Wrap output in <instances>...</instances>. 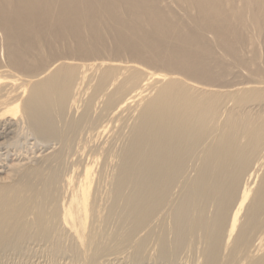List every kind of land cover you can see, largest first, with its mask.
<instances>
[{"label": "bare ground", "instance_id": "obj_1", "mask_svg": "<svg viewBox=\"0 0 264 264\" xmlns=\"http://www.w3.org/2000/svg\"><path fill=\"white\" fill-rule=\"evenodd\" d=\"M38 256L264 264V0H0V264Z\"/></svg>", "mask_w": 264, "mask_h": 264}, {"label": "rangeland", "instance_id": "obj_2", "mask_svg": "<svg viewBox=\"0 0 264 264\" xmlns=\"http://www.w3.org/2000/svg\"><path fill=\"white\" fill-rule=\"evenodd\" d=\"M11 255H12V257H13V258H12L13 260L10 259L12 262H13L15 259H16L15 261L19 260V259H18L19 257H16V256L13 255L12 253H11V254L9 253L7 256H8V257L10 256V258H11ZM14 256H15V257H14ZM38 257H39V258H38ZM38 257H36V258H38V260H40V261H38V260L34 257V258H32V259L30 260V261H32L33 263L30 262V261H29V262H26V263H27V264H28V263L35 264V263L37 262L36 264H38V263L40 262L39 264H44V262H45V264H46V263L48 264V262L45 261V260H49V259H46L45 256H38ZM40 257H41V258H40ZM42 257H44V258H42ZM14 258H15V259H14ZM113 258L117 259L116 257H112L111 259H113ZM120 258H121V259H120ZM115 259H113L114 261L111 260L114 264H122V263H123V264H128V263L130 264V262H127V260L125 261V260H124L125 258H123V257H119L118 260H115ZM119 259H120V260H119ZM35 260H36V262H34ZM111 261H110V262H111ZM110 262H109V260H108L107 263H105V264H112V263H110Z\"/></svg>", "mask_w": 264, "mask_h": 264}]
</instances>
